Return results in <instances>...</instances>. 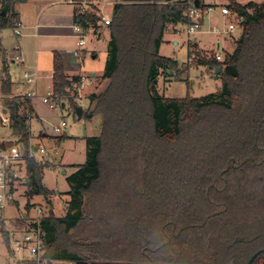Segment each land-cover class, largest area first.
Returning <instances> with one entry per match:
<instances>
[{
	"label": "trees",
	"instance_id": "trees-1",
	"mask_svg": "<svg viewBox=\"0 0 264 264\" xmlns=\"http://www.w3.org/2000/svg\"><path fill=\"white\" fill-rule=\"evenodd\" d=\"M228 1L241 27L236 48L223 61L193 49L196 60L186 68L160 47L169 23L189 22V0L114 4L102 74L108 83L89 95L86 115L102 117L100 135L85 137L86 161L67 176L65 215L49 209L27 223L39 230L44 256L82 264H244L260 250L251 264H264V2ZM91 8L76 6L74 23L97 32L101 15ZM15 18L0 14V31ZM198 63L222 68L219 91L183 98L154 91L161 73H185ZM79 78L67 75L55 51L53 91L76 94L71 82ZM12 91L11 78L2 79L17 136L6 145L27 153L32 110L22 113ZM47 167L46 158L26 161L27 211L35 195L51 204ZM0 232L10 249L2 215Z\"/></svg>",
	"mask_w": 264,
	"mask_h": 264
},
{
	"label": "rangeland",
	"instance_id": "rangeland-1",
	"mask_svg": "<svg viewBox=\"0 0 264 264\" xmlns=\"http://www.w3.org/2000/svg\"><path fill=\"white\" fill-rule=\"evenodd\" d=\"M204 1V0H203ZM205 1H219V0H205ZM248 1V0H243ZM258 2H264V0H257ZM105 12L102 15L111 16L112 7L111 4H105ZM207 27V25H206ZM205 27V28H206ZM102 35L100 37L97 36V32L95 33L94 30L91 28L87 35H86V44L83 48H88L87 59L84 63L83 71H86L87 74L95 71H102L105 68L106 60H107V53H108V43H109V27L102 26L101 27ZM7 35H10L11 44H16L19 40V37H14L11 35V29L6 31ZM241 34V27L234 31V36L228 37L229 44L231 45L230 48L232 52L236 48V40L240 37ZM222 35L212 34V33H197L194 35H188L186 32V23H177L172 24L169 23L166 26V30L164 33V42L160 47V54L167 57H172L178 60L180 68H186L188 64V54H189V46L193 42H198L202 48L210 49L213 47V43L216 42L218 39L221 38ZM78 38V37H77ZM178 42V44H176ZM91 50H95L98 56L96 59L91 60L92 52ZM215 52V50H213ZM1 68V66H0ZM186 71V70H185ZM182 72V71H181ZM177 73V71H167L163 72L159 75L155 85L154 91L158 93V95L170 97V98H183L187 95L192 97H203L213 92H217L222 88V81L218 77L219 74H216L215 71L211 68L205 67L204 64H195L190 65L188 67V71L185 73ZM215 77V78H214ZM219 78V79H216ZM50 80L43 79L42 85L44 87L48 86ZM108 80L105 79L101 82L99 79H94L92 86L86 85L84 89H82V94L84 96L83 100L78 103L77 105L82 106L84 110L87 109L89 105V99L87 95L91 93H98L102 91L105 86L107 85ZM48 92V90H47ZM46 92V93H47ZM0 92V96H1ZM4 104L3 102H1ZM41 104V103H40ZM44 114V120L48 121L49 124H58L63 119L67 122V125L62 130L63 133L66 134L65 136L52 138L48 136L50 139H35L31 140L32 143H42L43 146L47 149L50 154V151L53 152L58 145V152L57 154L52 153L51 156H56L60 158L61 155H65L68 157L70 161L73 163H84L86 160V142L82 141V137L86 135H100L101 132V124H102V117L100 115H95L91 120L87 119L84 115L82 118H78L76 113L75 106H71L70 103L67 101L65 107H59L57 109H51L48 105L42 103L41 104ZM35 120H33V136H37L39 133L47 134L46 127L43 126L40 129L39 126L36 127ZM7 128V129H5ZM54 136V135H53ZM79 137V138H77ZM52 138V139H51ZM55 139V140H54ZM65 139V140H64ZM17 140V136L12 133L10 127H0V142L2 141H12L15 142ZM64 140V141H63ZM63 141V142H62ZM62 142V143H61ZM61 143V144H60ZM18 145L19 144H15ZM46 158V156H45ZM55 158V157H54ZM47 159V158H46ZM51 163V164H50ZM56 159L52 161L48 160V167L54 168L55 170H47L46 177H45V184L48 187H52L59 191H54V194L50 196L51 204L49 205L47 200L44 199L42 195H35L31 203L33 207L31 210L27 211L25 209V205L27 203L26 198V190L27 185L23 180L18 183V188L16 190V194L14 199L8 204L5 208V223L6 230L9 229H16L21 232L28 231L27 223L40 220L41 217L48 213L49 209H52L56 216H63L66 212V205L64 200L66 197L64 196L68 189V182L65 176L61 173L60 170L57 169ZM51 165V166H50ZM73 167H70L67 171L68 173L71 171ZM57 169V170H56ZM61 191V192H60ZM38 208H42V212H38ZM3 216V214H2ZM21 221H26V225L21 224ZM13 229V230H14ZM10 232V231H9ZM75 231L70 233V236H75ZM10 235V234H9ZM16 236V235H15ZM2 245H4L3 251L0 252V257H9L11 246L13 243L10 239V249L7 247L3 235L1 233ZM19 238V237H18ZM9 252V253H8ZM11 264H13V259H9ZM4 261V260H3ZM229 264V262H228Z\"/></svg>",
	"mask_w": 264,
	"mask_h": 264
},
{
	"label": "crops",
	"instance_id": "crops-1",
	"mask_svg": "<svg viewBox=\"0 0 264 264\" xmlns=\"http://www.w3.org/2000/svg\"><path fill=\"white\" fill-rule=\"evenodd\" d=\"M85 1L90 2V4L93 5L95 8H97L101 13H106L104 9L105 4H111V7L113 9V6L115 3L134 1V0H85ZM142 1H149V0H142ZM153 1L173 2L177 0H153ZM200 1L202 4L206 6L219 7L223 5H229L228 0H219V1L200 0ZM237 1L242 4H245L251 0H248V1L237 0ZM253 1L258 2L257 0H253ZM258 3H261V2H258ZM5 6H6V12L5 14H2V10ZM76 6L77 4L74 2V0H0V14L1 15L7 14L8 16L15 14L16 16L15 19L20 20L24 25L23 34L19 37V40L17 41V43L20 45L21 51L24 55L25 65L28 67H35L39 71L40 79L37 84V89L40 94H46L47 90L49 91L50 89H52L53 56H54L55 51H58L60 53L62 60L64 62L66 73L69 77L87 74V72L83 71V69H84V63H85V60L87 59V53L89 49L86 47L83 48V46L78 45L79 39L77 38V35L73 29L74 9ZM225 22H237V21H236L235 16H226V17L222 16L219 10H217L215 14L207 17V19L205 20L206 25H211L213 23L223 25L225 24ZM100 26L102 27L104 25L100 24ZM10 29H11L10 27H7L0 31V66H1L0 68V88H1V80L9 76L11 78V81L13 84V91H14V85L18 81L21 80L20 74H21L22 69L13 60L9 59V56H8L10 50L12 49L14 45L13 43L11 44V41L9 38L10 35L6 34V31ZM237 29H240V26H238ZM101 35H102L101 28H99V30L97 31V36L100 37ZM109 35H110V31H109ZM232 36H234V32H231L228 35L221 36V38L217 40L218 42H220L221 53L224 56L226 53H232V50L230 48L231 45L229 44V40L227 39L228 37H232ZM109 40H110V37H109ZM176 44H178V42H176ZM193 49L194 50L199 49L205 55H211L212 53H214L213 50H215V42L213 43V47L210 49L202 48L198 42H193L189 46V52ZM91 52H92L91 60L96 59V57L98 56L96 51L91 50ZM107 56H108V53H107ZM104 69L98 72L97 70L95 71L94 69H91L94 72L87 74L92 77V82L90 86H92V83L95 78L99 79L101 82L104 81V79L102 78ZM43 79L50 80V83H48V86L44 87L42 85ZM216 79H219V78H216ZM13 91H12V94H13ZM89 95H87L88 99H89ZM2 96L4 95L2 94ZM16 99L21 104L20 110L22 113L30 114V111L32 110L31 114L33 115V118L30 121H28L31 133L33 132L32 129L34 126L33 120H35L36 124L35 123L34 124L36 125V127L39 126L40 129H42L44 126L47 129V134H45V132L42 134L39 133L36 137L32 135V139L33 138L35 139L38 138V139H43V140L50 139L48 138V136L52 138L65 136L66 138L65 133L55 132L52 129L51 124H49L48 121L44 120L45 111H43L42 109L41 104L43 102L40 99L38 98L27 99V98H22V97H17ZM1 102L2 101L0 100V103ZM3 103H4V100H3ZM90 108H91V103L89 99V105L87 109L84 110L82 108L83 109L82 117H84V115L85 116L87 115ZM92 118H87V119L91 120ZM88 136H96V135H86L82 137L83 139L82 141H85V137H88ZM39 144L43 145L42 143H39ZM56 147H57L56 148L57 150L58 145H56ZM52 153L57 154L54 151L53 152L50 151L49 156L46 158L50 161H52L53 159H56V163H58L57 169L61 171V173L65 176L67 180V176L73 173L76 170V166L79 164L73 163V161H70V159H68V157H65V155H61L60 158H57L56 156H53V155L51 156ZM86 157H87V149H86ZM80 164H83V163H80ZM70 167H73V168L68 173L67 170ZM47 170H55V169L48 167ZM47 170L44 171V175H43L44 184H45V177H46ZM48 188L51 190L59 191L52 187H48ZM69 190H70V187L68 184V189L66 191H63V193H65L64 196L66 197V199L64 200L65 205L68 200L67 192ZM42 211H43L42 208H38V212H42ZM3 218L5 219V213H3ZM5 223H7V220ZM13 229H9L10 236L12 238L13 237L21 238L23 235V232L18 231L16 229L13 230ZM1 243L2 241H0V252L3 251L4 249V245H2ZM1 259L6 262L9 261V257L7 258L1 257Z\"/></svg>",
	"mask_w": 264,
	"mask_h": 264
},
{
	"label": "built area",
	"instance_id": "built-area-1",
	"mask_svg": "<svg viewBox=\"0 0 264 264\" xmlns=\"http://www.w3.org/2000/svg\"><path fill=\"white\" fill-rule=\"evenodd\" d=\"M195 0H189L190 8L187 13L189 22L186 23V32L188 35H194L197 33H212L218 35H228L231 32L237 30L239 24V17L229 5L223 6H206L196 7L194 4ZM77 6H80L83 10L92 9L91 4L85 0H74ZM222 14V16H235L237 22H225L220 25L213 23L211 25L205 24V20L210 15L216 13V11ZM101 15L100 24L109 26L112 21V17L108 15ZM23 23L20 20H16L14 25L11 27V35L14 37H20L23 34ZM206 27V28H205ZM73 29L78 37V45L84 46L86 44V35L91 29L84 28L79 23L73 24ZM9 59L13 60L22 71L20 74L21 80L14 85L13 94L10 97H22L27 99H40L44 104L48 105L51 109H57L62 107V103L69 102L70 99L74 100L77 104L80 103L84 96L82 89L86 85H90L92 77L90 75H80L78 81H72L71 85L77 89V93H71L70 95H59L56 94L53 89H50L46 94H40L37 89V84L40 79V74L37 68L28 67L25 65L24 55L21 51L18 43L14 44L9 52ZM210 56V55H208ZM214 56L217 60L223 61L225 56L221 53L220 42H215ZM196 60V56L192 55L188 57V64H193ZM5 96H0V100L3 102ZM5 109L4 104L0 103V127H9L10 118L9 115L3 110ZM33 118L32 114L29 115L28 121ZM67 125V122L63 119L58 124H51L52 129L59 133ZM54 152L57 153L56 148ZM49 156L47 149L40 144L31 143L27 153L19 145L7 146L5 150H0V215L5 211L8 204L14 199L18 183L23 180L26 182V161L28 158H44ZM38 221V220H37ZM0 232V239H1ZM11 238L13 245L11 246L9 259H13V264H82L76 260H57L49 259L44 256L43 251V240L41 238L38 229H30L23 233L21 238ZM0 264H11V261H3L0 257Z\"/></svg>",
	"mask_w": 264,
	"mask_h": 264
},
{
	"label": "water",
	"instance_id": "water-1",
	"mask_svg": "<svg viewBox=\"0 0 264 264\" xmlns=\"http://www.w3.org/2000/svg\"><path fill=\"white\" fill-rule=\"evenodd\" d=\"M194 4H195L196 7H200L201 6V1L200 0H195L194 1ZM5 12H6V6L2 10V14H5ZM221 69H222L221 67H218L215 70V73L216 74H219V72L221 71ZM75 109H76V113L78 115V118H81L82 117V113H83L82 106L77 105L75 107ZM3 111L6 112V109H4ZM5 149H6V142H4V141L0 142V150H5ZM259 251L260 250H256L253 254H251L250 257L248 258V260L244 264H251L252 260L259 253ZM229 264H233V262L230 261Z\"/></svg>",
	"mask_w": 264,
	"mask_h": 264
}]
</instances>
